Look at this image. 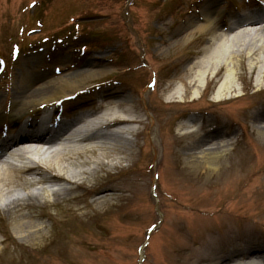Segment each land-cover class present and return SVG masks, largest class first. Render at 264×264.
<instances>
[{
    "label": "rangeland",
    "instance_id": "1",
    "mask_svg": "<svg viewBox=\"0 0 264 264\" xmlns=\"http://www.w3.org/2000/svg\"><path fill=\"white\" fill-rule=\"evenodd\" d=\"M211 4H218L211 19H231L255 12L264 0H0V55L8 61L0 96L7 114L15 108V88L66 81L69 70L82 69L75 81L84 94L64 110L53 105L52 119L62 114L61 121H70L80 108L122 93L145 120L133 126L139 136L130 135L135 145L122 160L124 171L90 177L92 186L121 188L113 206L62 200L47 212L55 223L44 219L46 243L23 240L15 224L9 230L14 240L1 230L0 264H245L250 254L259 257L254 264H264L257 254L264 257V131L246 114L264 107V94L246 97L253 91L238 80V102H217L216 88L187 105L167 104L163 95L173 84L184 92L172 79L175 60L198 49L203 32L193 30ZM182 30L190 33L181 48L156 52ZM45 36L48 43H38ZM15 44L21 48L13 53ZM4 123L0 140L15 134L6 130L10 120ZM192 125L199 130L179 142ZM219 143L226 146L212 165L187 156Z\"/></svg>",
    "mask_w": 264,
    "mask_h": 264
},
{
    "label": "bare ground",
    "instance_id": "2",
    "mask_svg": "<svg viewBox=\"0 0 264 264\" xmlns=\"http://www.w3.org/2000/svg\"><path fill=\"white\" fill-rule=\"evenodd\" d=\"M217 7L218 4H211L202 12L198 18L202 24L192 23L197 24L194 34L203 33L196 38L198 49L193 55L175 60L172 79L180 83L184 92L174 84L166 88L163 95L167 104L194 103L198 94L205 95L212 88H216L217 102H238L243 98L238 95V80L245 82V89L253 91L246 97L251 99L264 94V58H261L264 55V6L231 19L222 16L213 20L210 13ZM189 33L187 30L171 33L156 52L163 55L169 49L181 48ZM68 72L69 75L64 76L66 81L15 88V108L9 114L4 97L0 96V124L11 120L15 132L0 140V215L5 212L9 216L7 220L0 216L3 227L0 231L6 233V240L13 239L9 230L15 224L23 240L31 242L40 238L46 243L49 225L44 219L55 223V218L47 212L60 207L62 200L74 204L83 202L86 207L95 204L110 207L121 192L120 187L111 183L92 186L89 180L98 172L124 171L122 160L130 158L135 145L130 135L139 136L133 126L145 123L142 112L131 98L122 93H109L99 106L80 108L72 120L52 123L51 107L84 91L75 81L84 71L71 69ZM161 100L160 97L158 102ZM41 106L49 109L44 118L37 121L32 115L24 119L26 112L37 111ZM246 114L260 120L259 128L264 131V107ZM189 127L192 129L184 132L179 142L199 130L193 125ZM224 146L213 144L187 156L209 166L219 162V149ZM120 155L125 157L117 158ZM81 191L82 194H77ZM67 212L68 216L74 213L72 209ZM257 254L264 261L262 252ZM258 259L257 255L250 254L244 261L254 264Z\"/></svg>",
    "mask_w": 264,
    "mask_h": 264
}]
</instances>
